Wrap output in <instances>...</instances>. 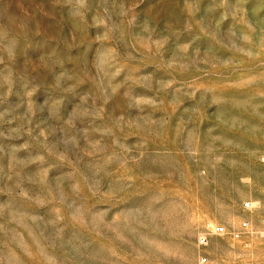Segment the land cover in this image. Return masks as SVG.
I'll list each match as a JSON object with an SVG mask.
<instances>
[{
  "label": "rangeland",
  "instance_id": "374dc122",
  "mask_svg": "<svg viewBox=\"0 0 264 264\" xmlns=\"http://www.w3.org/2000/svg\"><path fill=\"white\" fill-rule=\"evenodd\" d=\"M0 264H264V0H0Z\"/></svg>",
  "mask_w": 264,
  "mask_h": 264
},
{
  "label": "built area",
  "instance_id": "2783aa9c",
  "mask_svg": "<svg viewBox=\"0 0 264 264\" xmlns=\"http://www.w3.org/2000/svg\"><path fill=\"white\" fill-rule=\"evenodd\" d=\"M213 232L216 233V234H222L225 232L224 230V227L223 226H219V225H216L214 226L213 228ZM202 242L205 243V238H202Z\"/></svg>",
  "mask_w": 264,
  "mask_h": 264
}]
</instances>
